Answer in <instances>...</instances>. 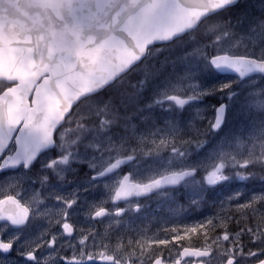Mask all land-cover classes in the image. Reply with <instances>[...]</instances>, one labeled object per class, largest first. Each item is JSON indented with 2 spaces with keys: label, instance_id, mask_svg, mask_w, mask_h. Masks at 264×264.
<instances>
[{
  "label": "snow or ice",
  "instance_id": "6c2138e0",
  "mask_svg": "<svg viewBox=\"0 0 264 264\" xmlns=\"http://www.w3.org/2000/svg\"><path fill=\"white\" fill-rule=\"evenodd\" d=\"M0 264H264V0H0Z\"/></svg>",
  "mask_w": 264,
  "mask_h": 264
},
{
  "label": "rangeland",
  "instance_id": "374dc122",
  "mask_svg": "<svg viewBox=\"0 0 264 264\" xmlns=\"http://www.w3.org/2000/svg\"><path fill=\"white\" fill-rule=\"evenodd\" d=\"M156 207V205L153 203V204H151V208H155ZM99 227V226H98Z\"/></svg>",
  "mask_w": 264,
  "mask_h": 264
}]
</instances>
